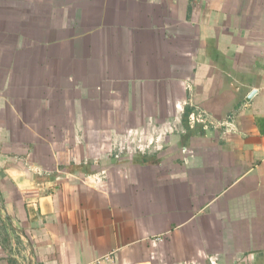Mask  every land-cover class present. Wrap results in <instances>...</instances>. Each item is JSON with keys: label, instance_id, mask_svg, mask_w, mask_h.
I'll use <instances>...</instances> for the list:
<instances>
[{"label": "crops", "instance_id": "obj_1", "mask_svg": "<svg viewBox=\"0 0 264 264\" xmlns=\"http://www.w3.org/2000/svg\"><path fill=\"white\" fill-rule=\"evenodd\" d=\"M105 258L264 264V0H0V264Z\"/></svg>", "mask_w": 264, "mask_h": 264}, {"label": "built area", "instance_id": "obj_2", "mask_svg": "<svg viewBox=\"0 0 264 264\" xmlns=\"http://www.w3.org/2000/svg\"><path fill=\"white\" fill-rule=\"evenodd\" d=\"M205 115L202 114V113H198V114H192L189 118V123L190 125H194V124H197V123H206V119L204 118ZM104 260H107V261H110L111 259H103V260H99V261H94V262H91V263H88V264H101Z\"/></svg>", "mask_w": 264, "mask_h": 264}]
</instances>
